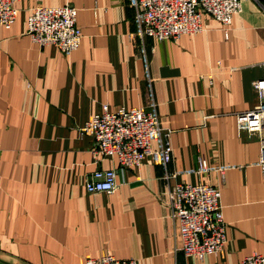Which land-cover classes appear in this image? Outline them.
Segmentation results:
<instances>
[{
    "label": "crops",
    "instance_id": "crops-1",
    "mask_svg": "<svg viewBox=\"0 0 264 264\" xmlns=\"http://www.w3.org/2000/svg\"><path fill=\"white\" fill-rule=\"evenodd\" d=\"M77 8L83 33L66 54L27 31L37 5ZM0 25V264H82L113 253L139 264H241L264 254V177L258 133L241 132L262 79L264 0H243L229 27L203 13V30L177 39L139 35L132 0H18ZM155 104L172 131V160L121 171L95 161L80 128L110 110ZM159 147L158 142L153 143ZM209 170L199 173V159ZM98 167L114 168V193L87 190ZM221 192L227 242L187 257L171 216L170 185Z\"/></svg>",
    "mask_w": 264,
    "mask_h": 264
},
{
    "label": "built area",
    "instance_id": "built-area-1",
    "mask_svg": "<svg viewBox=\"0 0 264 264\" xmlns=\"http://www.w3.org/2000/svg\"><path fill=\"white\" fill-rule=\"evenodd\" d=\"M18 0H0V25L10 28L18 18ZM243 0H132L136 9L139 35H150L159 40L177 39L182 35L203 30L202 15L208 13L226 27L235 14L242 11ZM77 8L35 6L27 19V31L40 45H55L66 54L77 50L83 33L77 25ZM264 73V62L262 64ZM256 98L254 107L238 115L241 132L258 133L261 143L259 164L264 177V74L253 83ZM82 135L93 138L94 159L115 158L121 171L140 167L144 162L166 165L172 160V131L161 125L156 105L150 110L142 107H122L115 111L104 105L80 128ZM159 147L154 148L153 143ZM198 172L209 170L207 161L200 158ZM114 168L98 167L88 177L87 190L91 193H114L117 189ZM171 216L179 223L182 250L187 257L203 259L220 252L227 242L220 190L208 184L170 185L167 190ZM82 264H139L136 259H120L113 253L100 257H86ZM241 264H264V254L253 253Z\"/></svg>",
    "mask_w": 264,
    "mask_h": 264
}]
</instances>
